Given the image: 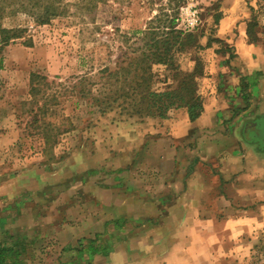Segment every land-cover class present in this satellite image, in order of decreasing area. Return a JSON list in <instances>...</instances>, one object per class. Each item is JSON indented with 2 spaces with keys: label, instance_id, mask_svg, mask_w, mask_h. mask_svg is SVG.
<instances>
[{
  "label": "rangeland",
  "instance_id": "rangeland-1",
  "mask_svg": "<svg viewBox=\"0 0 264 264\" xmlns=\"http://www.w3.org/2000/svg\"><path fill=\"white\" fill-rule=\"evenodd\" d=\"M47 8L51 18L41 23L37 16ZM196 10L204 47L188 49L178 62L187 70L196 67L204 102L224 108L222 99H236L249 82L252 65L237 53L243 39L258 45L264 57V0H0V39L1 28L17 31L9 44L0 42V186L14 192L0 197L1 242H26L18 264L48 262L60 228L90 226L113 200L121 205L141 199L148 231L164 225L172 204L193 182L206 188L194 192L196 206L177 210L162 238L150 235L154 246L171 251L172 260L156 264H264V256H257L264 245L262 163L253 171L260 194L238 205L229 197L235 193L230 183H242V189L247 179L238 175L254 166L245 157L242 163L236 157L227 161L225 149L222 162L195 157L196 149L202 151L199 141L185 128L178 131L183 137L172 139L186 108H173L166 118L123 116L100 112L80 93L79 76L98 82L101 68L115 69L125 52L140 45L135 32L161 11L183 27ZM216 14L222 15L218 24ZM156 67V86L164 88L171 74ZM230 113L228 120L240 112ZM225 167L241 171L230 180L222 174ZM132 208L138 211L134 203Z\"/></svg>",
  "mask_w": 264,
  "mask_h": 264
},
{
  "label": "crops",
  "instance_id": "crops-1",
  "mask_svg": "<svg viewBox=\"0 0 264 264\" xmlns=\"http://www.w3.org/2000/svg\"><path fill=\"white\" fill-rule=\"evenodd\" d=\"M222 20V23L227 21L225 17ZM243 40L240 43V47H237L239 59L243 62L245 61L248 65H252L248 75H252L254 71L263 72L257 78L258 83L256 85H244L242 89L244 93L241 92L242 94L240 93V96L238 95L236 99L228 97L222 99L224 108L216 106L214 102H204V110L195 120H191L188 114L182 115L174 124L177 132L171 136L172 139L179 140L183 136L178 131L181 128H185L189 138L193 135V138L199 141L198 148H201L202 151L199 152L196 149L195 157L200 155L204 160L216 156L217 161L222 162L223 159L225 160L222 157L224 149L228 151L226 153L227 161L234 157H236L235 161H240L241 163L244 162L242 160L244 157L250 159L249 165L254 167L251 168V171L240 173L237 177L240 180L247 179L246 185L240 189L243 185L242 183H230V187L235 191L234 194L236 195L232 193L228 195L238 205H241L238 203L239 199L243 200L246 198L248 200L260 194L254 185L257 183L255 178L257 172L253 171H256L255 167L258 168L260 163L264 165V158L259 160L260 151L264 152V140L260 139L264 138V136L259 135V130L264 128V57L260 53L261 49L258 45L249 43L245 39ZM235 110L240 113L232 120H228V118L231 119L230 112ZM253 111L258 112L259 115L256 117L259 116L260 118H253ZM225 125L229 128L227 133L224 131ZM239 141L242 142L240 143ZM177 146L179 145L177 144ZM173 151H176V147ZM234 170V168L225 167L222 170V174L223 176L231 177V180L235 173L241 171ZM205 189L201 183L197 186L193 182V184L188 186L184 195L172 204L170 214L164 216V225L153 226L149 231L144 223L146 203L143 200L129 199V204L124 203L121 205H118L115 200L108 202L106 214L102 215L101 218L94 219V223L90 224V226H77L75 228H67L65 226L60 228L56 238L58 241L57 251L54 256L51 254L48 262L44 264H156L161 260H172L170 258V249L154 246L150 235H155L156 237L162 234L160 236L162 238L165 233H168V231L165 232L163 229L170 221L177 219L179 215L177 210L196 206L194 192ZM241 190L242 192H247L245 194L247 197L241 194ZM225 191L227 192V190ZM8 192L10 196H13L12 187L8 191L7 188L0 186V197ZM110 193L113 194L114 192L111 191ZM133 203L138 206V211L132 208ZM142 207L144 208L141 209ZM2 224H4L3 218L0 219V242L3 237ZM95 234H97V237H93ZM112 234L114 235L112 236ZM102 237L105 239L104 243L101 241Z\"/></svg>",
  "mask_w": 264,
  "mask_h": 264
},
{
  "label": "trees",
  "instance_id": "trees-1",
  "mask_svg": "<svg viewBox=\"0 0 264 264\" xmlns=\"http://www.w3.org/2000/svg\"><path fill=\"white\" fill-rule=\"evenodd\" d=\"M51 15L50 9L47 8L38 14L37 19L45 23L50 20ZM221 16V14L214 16L215 24H218ZM16 33V30L1 28L0 42L3 45L9 44L17 35ZM135 33L138 34L140 45L132 48L131 52H125L123 60L115 69L108 65L101 68L98 72L100 75L98 82L89 74L79 76L78 80L82 87L81 96L90 98L93 104L98 105L102 113L116 110L123 116L166 118L171 109L186 108L191 120L198 118L204 110V96L198 89L196 67L192 70L184 69L179 64L178 58L190 48L204 47L200 41L203 32H198L197 27L193 30L181 29L175 23L172 14L161 11L152 18L146 29ZM248 35H253L251 30H248ZM208 39L207 46L213 38ZM255 39L253 37L252 41ZM157 65L164 66V69L171 74V77L169 75L165 77L164 88L156 86L158 71H160ZM255 74L260 76L263 72L256 71ZM33 76L35 77L36 74ZM170 78L177 82L176 85L169 83ZM248 79L249 85L258 83L253 75H250ZM46 138L49 136L46 135ZM20 245V247L6 246L0 242V264L21 263L22 260L19 259L25 254L27 244L21 241ZM257 256L258 258L264 256V245ZM11 257H14L16 261L9 259Z\"/></svg>",
  "mask_w": 264,
  "mask_h": 264
},
{
  "label": "built area",
  "instance_id": "built-area-1",
  "mask_svg": "<svg viewBox=\"0 0 264 264\" xmlns=\"http://www.w3.org/2000/svg\"><path fill=\"white\" fill-rule=\"evenodd\" d=\"M192 15H193L192 23H188V24L184 25L183 27L181 25H179V26L177 25V26L179 28H181V29H184V30H193V29H195L198 26V22H199V20H198V11L197 10L194 11L192 13Z\"/></svg>",
  "mask_w": 264,
  "mask_h": 264
}]
</instances>
